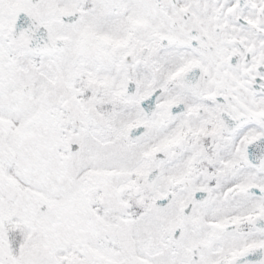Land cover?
Segmentation results:
<instances>
[{
  "label": "snow or ice",
  "instance_id": "snow-or-ice-1",
  "mask_svg": "<svg viewBox=\"0 0 264 264\" xmlns=\"http://www.w3.org/2000/svg\"><path fill=\"white\" fill-rule=\"evenodd\" d=\"M0 264H264V0H0Z\"/></svg>",
  "mask_w": 264,
  "mask_h": 264
}]
</instances>
